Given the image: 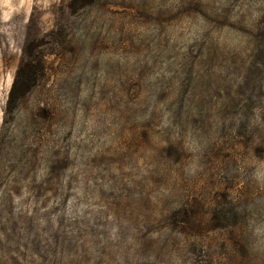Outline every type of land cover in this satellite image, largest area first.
<instances>
[{
  "label": "rangeland",
  "instance_id": "374dc122",
  "mask_svg": "<svg viewBox=\"0 0 264 264\" xmlns=\"http://www.w3.org/2000/svg\"><path fill=\"white\" fill-rule=\"evenodd\" d=\"M0 264H264V0H0Z\"/></svg>",
  "mask_w": 264,
  "mask_h": 264
},
{
  "label": "trees",
  "instance_id": "16d2710c",
  "mask_svg": "<svg viewBox=\"0 0 264 264\" xmlns=\"http://www.w3.org/2000/svg\"><path fill=\"white\" fill-rule=\"evenodd\" d=\"M94 0H71V4L73 5V6H77V5H86V4H89V3H91V2H93ZM28 67V68H30V63L28 62V61H26V63L24 64V69L26 68V67ZM20 73H21V69H20V71L18 70V73H17V76H16V80H15V82H14V87H15V85L17 84V82H18V80H19V75H20ZM32 80V77H29V78H27V83L29 82L30 83V81ZM13 87V88H14Z\"/></svg>",
  "mask_w": 264,
  "mask_h": 264
}]
</instances>
